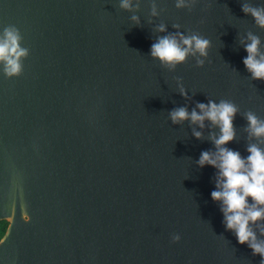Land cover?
<instances>
[{"label":"water","instance_id":"1","mask_svg":"<svg viewBox=\"0 0 264 264\" xmlns=\"http://www.w3.org/2000/svg\"><path fill=\"white\" fill-rule=\"evenodd\" d=\"M152 2L130 12L120 0H0V34L15 25L30 50L23 76L0 66V264H260L226 230L216 169L196 163L214 148L208 131L198 140L169 112L234 102L228 147L248 155L244 113L264 119V81L241 41L252 32L264 51V29L242 5L264 0H198L191 11L155 0L158 16ZM177 31L211 41L204 67L189 57L170 71L151 57Z\"/></svg>","mask_w":264,"mask_h":264},{"label":"clouds","instance_id":"2","mask_svg":"<svg viewBox=\"0 0 264 264\" xmlns=\"http://www.w3.org/2000/svg\"><path fill=\"white\" fill-rule=\"evenodd\" d=\"M198 0H176V8L191 11ZM121 9L127 11L139 10L140 0H120ZM245 15H250L255 24L264 29V5H242ZM151 15L158 16L157 4L152 2ZM131 19L140 23L139 16ZM179 29V24L173 25ZM157 31L167 32V26L161 24ZM24 36L15 25L3 28L0 34V66L8 79L24 75V61L30 56V50L23 46ZM247 56L243 63L253 80L264 81V51L261 50L259 36L249 32L247 42L241 41ZM212 43L198 32L188 34L177 31L157 38L151 45L150 55L162 66L175 71L179 65L186 64L189 57L195 59L197 67H204ZM180 94L188 98L187 90L181 84ZM240 109L226 99L219 103L209 99L207 103L197 102L195 108L177 107L169 112L173 124L183 125L189 122L192 134L198 140H204L203 130L208 131L207 139L214 145L213 149L202 151L196 161L199 168L211 166L216 169V190L211 197L220 205L224 215L226 230L232 232L240 245H247L254 256L261 257L264 264V119L254 112L244 113L247 125L244 131L248 135L245 157L239 151L228 145L236 142L237 130L234 124ZM199 128L200 130H197ZM173 242H179L181 237L173 235Z\"/></svg>","mask_w":264,"mask_h":264},{"label":"trees","instance_id":"3","mask_svg":"<svg viewBox=\"0 0 264 264\" xmlns=\"http://www.w3.org/2000/svg\"><path fill=\"white\" fill-rule=\"evenodd\" d=\"M8 223L3 221L0 222V238L4 235L6 228H7Z\"/></svg>","mask_w":264,"mask_h":264},{"label":"flooded vegetation","instance_id":"4","mask_svg":"<svg viewBox=\"0 0 264 264\" xmlns=\"http://www.w3.org/2000/svg\"><path fill=\"white\" fill-rule=\"evenodd\" d=\"M5 222H6V221H5ZM7 223H8V222H7ZM8 225H9V224H8ZM8 225H7V228H8ZM7 228H6V230H7ZM5 232H6V231H5ZM4 234H5V233H4ZM3 236H4V235H3ZM3 236H2V237H3ZM2 237H1V238H2ZM1 238H0V240H1Z\"/></svg>","mask_w":264,"mask_h":264}]
</instances>
